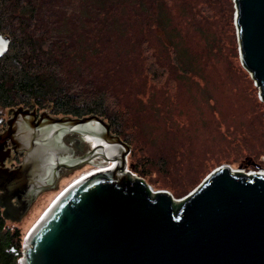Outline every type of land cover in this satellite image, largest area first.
<instances>
[{
    "label": "water",
    "instance_id": "95a60500",
    "mask_svg": "<svg viewBox=\"0 0 264 264\" xmlns=\"http://www.w3.org/2000/svg\"><path fill=\"white\" fill-rule=\"evenodd\" d=\"M234 1L238 58L264 103V0ZM9 43L0 33V57ZM9 111L0 149L8 138L25 153L12 169L0 159L7 223L19 222L39 193L55 190L62 171L105 166L76 176L46 202L22 234L19 264H264V164L235 170L221 163L172 197L126 168L130 146L102 117L43 111L35 120L21 106ZM68 135L89 148L74 156ZM259 157L264 163V151Z\"/></svg>",
    "mask_w": 264,
    "mask_h": 264
},
{
    "label": "rangeland",
    "instance_id": "374dc122",
    "mask_svg": "<svg viewBox=\"0 0 264 264\" xmlns=\"http://www.w3.org/2000/svg\"><path fill=\"white\" fill-rule=\"evenodd\" d=\"M233 1L165 0V34L173 38L178 61L153 25L129 17L144 11L132 0H119L120 23L106 31L107 41L97 42L102 52L93 61L95 72H107L117 107L124 110L121 138L131 152L126 166L172 197L221 163L235 170L264 164V103L237 55ZM93 167L63 177L8 227L22 237L51 197Z\"/></svg>",
    "mask_w": 264,
    "mask_h": 264
},
{
    "label": "trees",
    "instance_id": "16d2710c",
    "mask_svg": "<svg viewBox=\"0 0 264 264\" xmlns=\"http://www.w3.org/2000/svg\"><path fill=\"white\" fill-rule=\"evenodd\" d=\"M118 3L119 0H0V33L10 37L8 50L0 57V108L48 107L53 115L72 117L95 114L126 143L121 138L124 110L117 107L118 97L107 83V72L97 74L93 63L102 52L97 44L107 39L106 31L120 23ZM132 3L144 11L130 13L129 17H141L144 24L153 25L157 37L171 47L178 61L173 38L165 34V0ZM222 13L226 18L225 9ZM180 64L185 71V65ZM20 257V231L8 227L0 212V264H17Z\"/></svg>",
    "mask_w": 264,
    "mask_h": 264
},
{
    "label": "flooded vegetation",
    "instance_id": "af4514ba",
    "mask_svg": "<svg viewBox=\"0 0 264 264\" xmlns=\"http://www.w3.org/2000/svg\"><path fill=\"white\" fill-rule=\"evenodd\" d=\"M17 107L18 106H16V107H8V108H5V109L0 108V134H3L8 129L7 121L12 117V112H10L9 109L10 108H17ZM21 107L23 109H27L29 112H34L35 120H37L39 118L41 112H43V111L46 112L49 116H57V117L62 116V115H53V114H51L49 109H48V107L42 108V109H38L37 107H29V106H27V107L21 106ZM75 140H78L79 142L77 143ZM63 141H64L65 145L72 150L74 156L81 155L82 153H84L89 148L88 141L82 140V139H78V137L76 135L65 136L63 138ZM24 153H25L24 151H22L21 153L16 152L14 150V146H13L12 142L10 141V139L7 138L2 143V147L0 149V159H2V164H3L4 167L12 169V168L16 167L17 165H19L21 163ZM97 161L98 160H95L94 162H97ZM89 167H91V164H85V165H82L79 168L62 171L61 175H60V177H59V179L57 181V185L56 186H58L59 181L63 177L68 176L69 174H71V173H73V172H75L77 170L87 169ZM44 192H47V191H44ZM44 192L39 193L37 195V197L35 198V200Z\"/></svg>",
    "mask_w": 264,
    "mask_h": 264
},
{
    "label": "bare ground",
    "instance_id": "6f19581e",
    "mask_svg": "<svg viewBox=\"0 0 264 264\" xmlns=\"http://www.w3.org/2000/svg\"><path fill=\"white\" fill-rule=\"evenodd\" d=\"M100 167H105V166H94L92 169H96V168H100ZM92 169H90V170H92ZM90 170H88V171H90ZM87 172V171H86ZM85 173V172H84ZM83 174V173H82ZM81 175V174H80Z\"/></svg>",
    "mask_w": 264,
    "mask_h": 264
},
{
    "label": "built area",
    "instance_id": "2783aa9c",
    "mask_svg": "<svg viewBox=\"0 0 264 264\" xmlns=\"http://www.w3.org/2000/svg\"><path fill=\"white\" fill-rule=\"evenodd\" d=\"M126 168H127V166H126ZM127 169H128V168H127ZM138 178H140V177H138ZM147 185H148V184H147ZM148 187H149V190H152L151 187H150L149 185H148ZM17 264H19V263H18V260H17Z\"/></svg>",
    "mask_w": 264,
    "mask_h": 264
}]
</instances>
